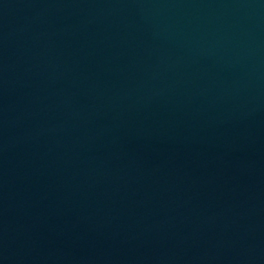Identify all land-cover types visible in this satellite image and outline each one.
I'll return each mask as SVG.
<instances>
[{
  "label": "water",
  "instance_id": "95a60500",
  "mask_svg": "<svg viewBox=\"0 0 264 264\" xmlns=\"http://www.w3.org/2000/svg\"><path fill=\"white\" fill-rule=\"evenodd\" d=\"M0 264H264V0H0Z\"/></svg>",
  "mask_w": 264,
  "mask_h": 264
}]
</instances>
